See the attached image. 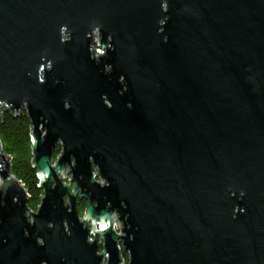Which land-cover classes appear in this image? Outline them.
<instances>
[{
    "label": "water",
    "instance_id": "95a60500",
    "mask_svg": "<svg viewBox=\"0 0 264 264\" xmlns=\"http://www.w3.org/2000/svg\"><path fill=\"white\" fill-rule=\"evenodd\" d=\"M2 109L0 264H264V0H0Z\"/></svg>",
    "mask_w": 264,
    "mask_h": 264
},
{
    "label": "trees",
    "instance_id": "16d2710c",
    "mask_svg": "<svg viewBox=\"0 0 264 264\" xmlns=\"http://www.w3.org/2000/svg\"><path fill=\"white\" fill-rule=\"evenodd\" d=\"M0 142L2 149L9 155L12 173L27 190V206L36 209L42 194V189L37 185L38 177L36 168L31 165V129L32 123L25 109L17 113L9 109H2L0 114ZM60 147L54 150V156ZM83 203L79 210L82 211ZM125 257H127V254Z\"/></svg>",
    "mask_w": 264,
    "mask_h": 264
},
{
    "label": "flooded vegetation",
    "instance_id": "af4514ba",
    "mask_svg": "<svg viewBox=\"0 0 264 264\" xmlns=\"http://www.w3.org/2000/svg\"><path fill=\"white\" fill-rule=\"evenodd\" d=\"M57 147H59V145L57 146ZM58 154V153H57ZM56 154V155H57ZM55 155V156H56ZM94 166V165H93ZM97 166H94V168H96ZM95 171V169H93V172ZM96 177V179L97 180H99L100 179V175H98L97 174V176H95ZM28 194V193H27ZM83 203V208H82V211L80 212V210H79V208H80V206H81V204ZM86 204H87V199H85V198H83V197H78L77 196V198H76V207H77V209H78V212H79V214L80 215H82L83 214V210H84V208H85V206H86ZM29 208V207H28ZM31 209V208H30ZM33 210V209H32ZM124 253H126L127 254V252L126 251H124V250H122V254H123V256H125V254Z\"/></svg>",
    "mask_w": 264,
    "mask_h": 264
},
{
    "label": "built area",
    "instance_id": "2783aa9c",
    "mask_svg": "<svg viewBox=\"0 0 264 264\" xmlns=\"http://www.w3.org/2000/svg\"><path fill=\"white\" fill-rule=\"evenodd\" d=\"M101 50L100 48H97V50ZM117 224H118V222H117V220L115 219L114 220V228H116L117 227ZM90 239H92V236H90L89 237ZM122 256H123V254H122ZM106 260V258H104V261ZM123 260H124V263H127V257H125V256H123Z\"/></svg>",
    "mask_w": 264,
    "mask_h": 264
},
{
    "label": "rangeland",
    "instance_id": "374dc122",
    "mask_svg": "<svg viewBox=\"0 0 264 264\" xmlns=\"http://www.w3.org/2000/svg\"><path fill=\"white\" fill-rule=\"evenodd\" d=\"M35 210V209H34Z\"/></svg>",
    "mask_w": 264,
    "mask_h": 264
}]
</instances>
